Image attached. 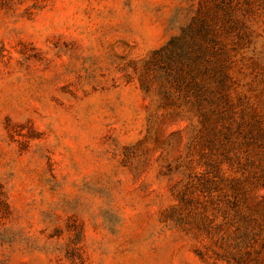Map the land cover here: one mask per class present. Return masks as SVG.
<instances>
[{"label":"rangeland","instance_id":"1","mask_svg":"<svg viewBox=\"0 0 264 264\" xmlns=\"http://www.w3.org/2000/svg\"><path fill=\"white\" fill-rule=\"evenodd\" d=\"M0 264H264V0H0Z\"/></svg>","mask_w":264,"mask_h":264},{"label":"trees","instance_id":"2","mask_svg":"<svg viewBox=\"0 0 264 264\" xmlns=\"http://www.w3.org/2000/svg\"><path fill=\"white\" fill-rule=\"evenodd\" d=\"M173 42H174V40H173Z\"/></svg>","mask_w":264,"mask_h":264}]
</instances>
